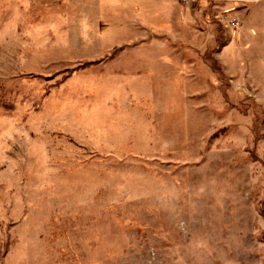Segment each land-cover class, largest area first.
Instances as JSON below:
<instances>
[{
  "label": "rangeland",
  "instance_id": "1",
  "mask_svg": "<svg viewBox=\"0 0 264 264\" xmlns=\"http://www.w3.org/2000/svg\"><path fill=\"white\" fill-rule=\"evenodd\" d=\"M190 1L0 0V264H264V0Z\"/></svg>",
  "mask_w": 264,
  "mask_h": 264
},
{
  "label": "crops",
  "instance_id": "2",
  "mask_svg": "<svg viewBox=\"0 0 264 264\" xmlns=\"http://www.w3.org/2000/svg\"><path fill=\"white\" fill-rule=\"evenodd\" d=\"M101 3L105 13L115 14L111 19L105 16L107 21L128 23L135 20L148 25L156 23L166 25V32L175 29L183 15L178 0H101Z\"/></svg>",
  "mask_w": 264,
  "mask_h": 264
},
{
  "label": "built area",
  "instance_id": "3",
  "mask_svg": "<svg viewBox=\"0 0 264 264\" xmlns=\"http://www.w3.org/2000/svg\"><path fill=\"white\" fill-rule=\"evenodd\" d=\"M191 1L190 0H180V3L183 5H189ZM215 18L218 20L220 24L224 28H229V27H236L239 25V20L235 16H231L228 13L224 14H215Z\"/></svg>",
  "mask_w": 264,
  "mask_h": 264
},
{
  "label": "trees",
  "instance_id": "4",
  "mask_svg": "<svg viewBox=\"0 0 264 264\" xmlns=\"http://www.w3.org/2000/svg\"><path fill=\"white\" fill-rule=\"evenodd\" d=\"M208 8L211 9V2L208 3ZM209 13H211V12H209ZM217 41H218V39H217Z\"/></svg>",
  "mask_w": 264,
  "mask_h": 264
}]
</instances>
